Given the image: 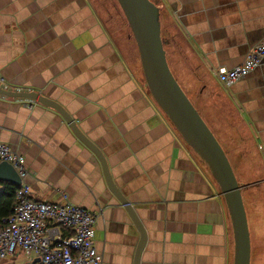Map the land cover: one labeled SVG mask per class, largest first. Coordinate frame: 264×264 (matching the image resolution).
I'll return each instance as SVG.
<instances>
[{
  "label": "crops",
  "instance_id": "1",
  "mask_svg": "<svg viewBox=\"0 0 264 264\" xmlns=\"http://www.w3.org/2000/svg\"><path fill=\"white\" fill-rule=\"evenodd\" d=\"M153 1L191 50L177 67L189 72L188 91L191 79L199 85L202 117L217 130L230 121L237 130L251 257L264 264V60L229 87L216 74L264 39V0ZM0 78L60 103L100 148L145 229L139 264H233L221 189L151 95L117 0H0ZM0 143L24 155L32 199L59 203L67 195L99 213L93 238L101 264H134L140 232L60 113L0 96ZM30 260L17 249L0 264Z\"/></svg>",
  "mask_w": 264,
  "mask_h": 264
},
{
  "label": "water",
  "instance_id": "2",
  "mask_svg": "<svg viewBox=\"0 0 264 264\" xmlns=\"http://www.w3.org/2000/svg\"><path fill=\"white\" fill-rule=\"evenodd\" d=\"M117 2L136 42L143 76L151 95L185 142L205 161L221 189L234 234L233 264H250L251 237L241 186L221 144L170 68L161 37L160 8L151 0H117ZM0 96L36 101L56 110L78 139L97 156L109 189L127 209L140 232L134 259V264H139L146 240L145 229L131 203L115 185L107 160L100 148L82 132L71 114L57 101L37 91L6 87L2 83H0ZM0 181L20 184L21 179L11 164L0 162Z\"/></svg>",
  "mask_w": 264,
  "mask_h": 264
},
{
  "label": "built area",
  "instance_id": "3",
  "mask_svg": "<svg viewBox=\"0 0 264 264\" xmlns=\"http://www.w3.org/2000/svg\"><path fill=\"white\" fill-rule=\"evenodd\" d=\"M263 60L264 39L249 49L241 63L217 68V78L229 87ZM0 83L4 84L2 78ZM0 162L11 164L21 179L13 211L0 223V261L20 249L31 255L29 264H101L93 238L99 213L73 204L67 195H62L59 203L32 199L25 180L30 171L24 155L3 143ZM65 230L70 234L65 235Z\"/></svg>",
  "mask_w": 264,
  "mask_h": 264
},
{
  "label": "rangeland",
  "instance_id": "4",
  "mask_svg": "<svg viewBox=\"0 0 264 264\" xmlns=\"http://www.w3.org/2000/svg\"><path fill=\"white\" fill-rule=\"evenodd\" d=\"M162 34L166 40V51H167L168 61L171 64V65L169 64L170 68H171L174 76L178 80L179 84L183 88V90L187 92V93L186 92L185 93L189 96V98L192 101V103L194 104V106H198L196 98H198L199 85H197L196 81L194 83L193 79H191L190 80L191 81L190 86H192V89H191V91L190 90L188 91L185 80L188 79L187 75L189 74V72L185 71L182 68L178 69V67H177L179 65V62H181L182 66L187 65L186 64L188 62L187 58L190 56L191 50H190L189 46L187 45V43L183 40L181 35L177 32L176 28L172 24H169V23L167 24V22H165L162 26ZM135 44H136V42H135ZM175 47L179 48V51H180L179 54H178V51L175 49ZM178 56H179V58H178ZM203 119L205 120V122L207 123L209 128L212 130L215 137L217 138V140L221 144L222 148L224 149V151H225V153H226V155H227V157L231 163V166L233 168V171L236 175L237 180L242 179V175H241V173H239V171L237 169V162H238L237 149L239 148V140H237V138H236L235 132L237 130L235 129V126L230 121V122L225 123L224 127L221 130H217L210 124V120L205 119V118H203ZM241 193H242V190H241ZM242 198H243L244 206L246 209V202H245L246 199H245L244 193H242ZM246 213H247V211H246ZM247 218H248V216H247ZM250 264H257V263H255V256L254 255H252V257H251Z\"/></svg>",
  "mask_w": 264,
  "mask_h": 264
},
{
  "label": "trees",
  "instance_id": "5",
  "mask_svg": "<svg viewBox=\"0 0 264 264\" xmlns=\"http://www.w3.org/2000/svg\"><path fill=\"white\" fill-rule=\"evenodd\" d=\"M151 1H153V0H151ZM153 2L160 8L161 37H162L163 46L166 50V40L162 34V26L166 22V20L164 21V19L166 18L165 17L166 13L164 12L163 8L159 4H157L155 1H153ZM166 55H167V51H166ZM167 60H168V57H167ZM195 107L199 111L198 107L197 106H195ZM199 113H200V111H199ZM200 115H201V113H200ZM0 184L3 186V189L0 191V223H1L2 219L9 216L13 211L15 193H16L17 189L19 188V185L14 184V183H10V182H1V181H0ZM69 234H70L69 231L65 230V235H69Z\"/></svg>",
  "mask_w": 264,
  "mask_h": 264
}]
</instances>
